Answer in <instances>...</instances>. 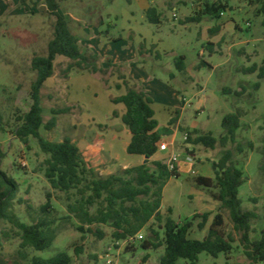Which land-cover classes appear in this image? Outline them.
I'll use <instances>...</instances> for the list:
<instances>
[{"label": "rangeland", "instance_id": "1", "mask_svg": "<svg viewBox=\"0 0 264 264\" xmlns=\"http://www.w3.org/2000/svg\"><path fill=\"white\" fill-rule=\"evenodd\" d=\"M207 1L228 3L229 9L220 19L202 15L199 21H190L205 9ZM80 4L92 8L93 16H88V20L99 29L103 42L123 40L128 43L137 36L146 40L152 54L139 58L149 59L147 73L185 98L183 128L202 134L212 133L219 139L224 134V117L239 110L242 112L236 143L230 144L228 149L233 152L235 166L244 172L239 199L244 211L256 215L252 221L251 239L259 240L264 227V79H259V68L264 60V27L261 23L263 16L258 14L260 6L250 7L245 0H68L62 2L61 10L64 15L68 11L78 16ZM145 5L157 8L162 18L161 25L144 23L142 26V6ZM54 21L46 10L40 9L35 17H21L13 24L0 25V170L18 184L14 211L23 222L32 221L27 203L38 208L46 204L48 193L52 195V215L59 220V236L53 246L42 252L28 250V254L30 258L49 259L60 252H67L74 258L73 264H144L143 258L149 256L145 264H160L164 248L145 251L141 247L145 240L155 241L148 228L141 232L144 239L135 244L136 250L126 251V246H114L108 228H105L107 237L100 240L79 232L75 220L63 221L68 215L69 201L66 194L53 190L45 177L43 162L48 156L40 151L36 139L31 138L29 147H25L16 137L17 119L27 113L32 104L31 85L36 75L31 70V61L35 55L47 56ZM209 43L215 45L213 52ZM101 50L100 47L98 53ZM97 55L98 65L103 68V58ZM181 56L185 57L186 65L183 73L175 66V59ZM69 63L68 59L58 57L54 76L41 90L43 126L40 133L53 142H61L74 135L72 122L78 111L71 102L80 104L85 113L102 114L111 93L117 92L116 82L122 81L120 75L128 76V81H132L125 66L120 72L110 68L103 77L92 72L74 71L68 74ZM254 66L257 71L252 70ZM258 83L259 87H256ZM235 92L242 95L237 96ZM68 107L73 110L58 116L57 127L46 131L44 125L52 119V110ZM154 110L160 130L164 133L169 117L175 116L177 110L166 104H155ZM184 136L179 131L178 140L183 138V141L176 145V152L181 156L186 154L183 150L186 145ZM225 151L220 145L215 150L197 146L194 153L212 170V159L218 162ZM191 175H184L167 186L168 195L171 193L174 199L172 218L180 223L191 221L196 214H203L189 198L191 191L200 189ZM187 177L193 179L194 188L186 183ZM202 190L208 197L216 192ZM218 211L219 205L214 215ZM222 213L226 221L225 231L234 239L233 251L229 256L222 254L218 258L203 253L199 256V264H252L244 253L241 235L234 230L229 213ZM36 216L33 214V217ZM152 227L163 238L164 232L158 224ZM11 228L6 224L0 226V233L2 230L9 233V238L4 239L0 247V264H28L19 258L20 238ZM202 237L197 231L192 233V238ZM78 248L83 250L80 256L75 253ZM176 264L187 262L180 259Z\"/></svg>", "mask_w": 264, "mask_h": 264}, {"label": "trees", "instance_id": "2", "mask_svg": "<svg viewBox=\"0 0 264 264\" xmlns=\"http://www.w3.org/2000/svg\"><path fill=\"white\" fill-rule=\"evenodd\" d=\"M68 0H45L47 12L54 17L53 38L48 44L47 56L35 55L31 61V70L36 78L31 85L30 98L32 104L27 113L17 119L18 126L15 130L17 139L29 147L31 138L36 139L40 151L48 156L43 162L45 177L53 190L67 195L69 204L68 215L63 221L75 220L78 231L83 235H92L100 240L107 237L105 228L111 230L110 238L115 247L131 238L137 237L146 230L155 236V241L145 240L141 247L145 251H157L164 248V255L160 264H176L184 259L187 264H199V256L203 253L218 258L224 254L231 255L233 251V237L225 231V217L222 211L229 213L234 230L241 235V245L246 257L252 264L264 263V227L260 239H251L252 221L256 215L244 211L239 199V189L244 184V172L238 169L233 162V152L228 149L230 144H235L237 132L241 127L242 112L228 114L222 121L224 134L218 139L212 133H200L197 130L180 128L187 134L186 144L190 146H203L208 150H215L218 145L226 149L218 162H212L215 178L207 179L197 177L195 182L198 187L212 192V198L219 203V211L202 238H192L195 231V221L200 220L197 229L203 231L209 224L211 214H196L191 221L183 223L172 218L173 211L168 210V216L162 215L163 191L168 182L179 178L178 168L170 171L162 161L149 162L140 166L121 170L115 174L101 176L92 163L86 160L78 146L70 138L62 142H53L40 133L43 126V109L41 106V90L46 82L55 74V61L64 57L70 61L66 73L92 72L96 75L106 76L109 70L100 68L99 56L83 53L73 34L70 21L62 16L59 11L61 3ZM250 7L260 6L258 14L263 16L264 27V0H245ZM229 9L228 3L222 1L205 3V9L200 11L190 21H199L202 15H209L220 19ZM149 24L159 26L162 24L161 14L155 7L146 11ZM213 52L214 44H208ZM142 47V46H141ZM142 49L140 54H142ZM110 68H115L111 60H107ZM134 64V63H133ZM206 64V63H203ZM175 66L180 73L185 71V57L175 59ZM256 66L252 68L257 71ZM259 79H264V60L259 68ZM120 72V70H119ZM126 94L112 98L114 104H122L126 113L122 117L123 123L132 135L127 153L152 158L158 151L161 143L159 123L155 118L153 109L154 101L147 94L145 88L138 83L131 84L120 75ZM117 84L116 89H121ZM259 87V83L256 85ZM230 91V90H228ZM241 96V92H235ZM71 108L52 110V119L44 125L46 131H53L58 124V116L70 113ZM180 116V111L175 112L170 125L175 124ZM242 151L241 149H239ZM193 155V152H188ZM17 182L0 170V226L10 225L12 231L20 238L19 258L28 264H73L74 258L67 252H60L54 257L44 259L34 256L30 258L28 250L42 252L50 249L59 236L58 221L52 213V195L47 194L46 204L36 208L27 203V209L32 219L31 223L23 222L14 211L18 192ZM24 203V200H20ZM36 214V217H33ZM158 224L164 232L160 237L152 225ZM9 238V233L2 230L0 233V247L4 239ZM85 239V236H83ZM135 244L126 246V251H135ZM77 256L83 253L82 248L75 250ZM97 259V257H96ZM149 256H145L142 263H146Z\"/></svg>", "mask_w": 264, "mask_h": 264}, {"label": "crops", "instance_id": "3", "mask_svg": "<svg viewBox=\"0 0 264 264\" xmlns=\"http://www.w3.org/2000/svg\"><path fill=\"white\" fill-rule=\"evenodd\" d=\"M142 7L141 24L144 26V23H148L146 11L151 7L148 5ZM78 8L80 9L77 13L79 14L78 16L68 11H66L64 15L61 7L59 13L65 18L68 17L70 19L71 30L76 36L81 51L87 54H100L101 58H103L102 63L103 69L105 70L110 69L107 60H111L118 71H121L123 66L129 69V75L132 78L131 84L138 83L145 88L147 94L154 101L153 109L155 104H166L172 105L174 109L181 112L178 121L173 125H170V121L174 116L169 117L164 133L160 130L161 125H159L158 128L161 133V143L168 144L170 146L169 150H159L148 160L149 162L162 161L165 163L171 152H176V145L183 141V138L178 140L177 135L180 128H183L182 117L187 104L185 98L180 92L167 87L163 83L157 82V78L151 77L147 73L146 64L150 62L149 59H141L139 57L145 55L150 56L152 53L150 54L148 44H146V40L143 37L137 36L132 39V42L128 43H124L123 40H119L118 42H103L99 29L93 25L90 19L88 20V16H93L92 8L83 4L78 5ZM40 9L46 10L45 0H0V25L6 26L13 24L21 17H35ZM217 29L220 28L217 27ZM141 46H143L142 54L139 53ZM100 47L102 50L98 53ZM151 64L158 67L153 64L152 61ZM127 77L126 79L128 80ZM117 84H120L122 87L119 90L115 87L117 92L111 93L108 98V106L104 108L102 114L98 115L94 112L85 113L80 107V104L71 102L78 113L75 114V120L72 122V127L75 131L74 135L67 138L72 139L80 149L83 157L92 163L101 176L115 174L121 170L143 165L146 162V158L143 156L129 155L127 153L132 135L122 121V117L126 113V108L122 104H114L112 102V98L125 95L126 88L122 85L123 81L119 80L116 82V85ZM95 96H98V92L95 93ZM72 110L73 109H71V111ZM201 110H203V108ZM197 112L199 113L200 110ZM195 148L194 146L185 145L183 150L186 151V154L182 155V160L178 164L179 178L171 179L167 186L172 181H178L184 175L189 176L192 174L191 176H193L194 181L197 177L207 179L215 178L214 168L211 170L203 159L195 157ZM187 150L188 152H193L192 156L195 158V164H190L186 161ZM214 161L215 159H212V162ZM199 167L201 170H199ZM193 172H195L196 175H194ZM193 179L188 177L185 179L186 183L191 185L192 188L196 186L192 182ZM167 186L163 191L162 215H165L170 209L172 211L174 210L172 205L174 203L173 195H171V193L168 195ZM202 189L203 188L200 187V189H196V192L192 189L193 191L189 193V198L192 203L197 204V208L201 213L211 214L209 224L203 231L197 229L199 222H197L194 227V230L201 233L204 237L215 216L213 212H215L219 203L212 197L205 196V192Z\"/></svg>", "mask_w": 264, "mask_h": 264}, {"label": "built area", "instance_id": "4", "mask_svg": "<svg viewBox=\"0 0 264 264\" xmlns=\"http://www.w3.org/2000/svg\"><path fill=\"white\" fill-rule=\"evenodd\" d=\"M174 17H176V14L174 15ZM187 134H185L184 139L187 140ZM170 148V146L166 143H160L159 145V150L160 151H168ZM182 160V156L180 154H178L177 152H171L169 158L167 159V161L165 162V164L168 166L170 171H175L178 168V164L179 162ZM186 161L190 164H195V158L194 156L188 155L186 156ZM194 175H196L195 172H193ZM144 239V237L142 236V234H139L137 237L135 238H131L128 241H125L123 243H118L119 246H128V245H132V244H136L139 241H142Z\"/></svg>", "mask_w": 264, "mask_h": 264}, {"label": "water", "instance_id": "5", "mask_svg": "<svg viewBox=\"0 0 264 264\" xmlns=\"http://www.w3.org/2000/svg\"><path fill=\"white\" fill-rule=\"evenodd\" d=\"M145 158H146V162H145V164H147L149 159H148V157H145Z\"/></svg>", "mask_w": 264, "mask_h": 264}]
</instances>
